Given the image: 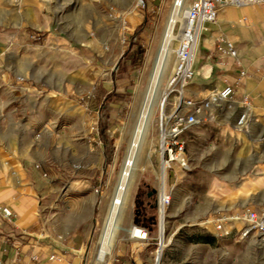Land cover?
I'll return each instance as SVG.
<instances>
[{
	"label": "rangeland",
	"instance_id": "rangeland-1",
	"mask_svg": "<svg viewBox=\"0 0 264 264\" xmlns=\"http://www.w3.org/2000/svg\"><path fill=\"white\" fill-rule=\"evenodd\" d=\"M32 1L37 5L30 16H25L13 0H0V167L5 168V162L11 164L10 154L18 152L39 162L37 184L43 188L38 197L44 214L50 211L45 205L56 198L93 200V214L82 227L86 234L83 264H92L90 253L103 225L101 210L126 153V131L134 125V95L147 87L152 58L173 0H142L143 7L138 0ZM191 2L185 0L183 5L187 8ZM131 13L142 18V24L133 31L128 30ZM44 19L49 22L46 35L53 38L35 45L28 34ZM115 42L122 50L113 67V74L117 70L116 84L111 69L99 60H104ZM177 46L176 40L173 51ZM148 56L151 61L146 64ZM173 62L174 53L161 76L162 97L166 96L164 113L177 103L165 88ZM78 72L82 81L72 78ZM17 76L36 91H17L23 88L16 83ZM110 76L113 82L108 93L101 87ZM189 87L200 91L196 85ZM209 92L195 97L205 98ZM186 96L194 98L189 93ZM161 110L159 103L152 106L154 130L144 141L132 185H137L136 195L133 199L128 196L122 216L126 228L140 223L142 215L150 219L146 222L151 227L149 243L141 245L122 234L113 237L110 246L114 252L107 264H114L120 258L117 250L122 249L133 251V257L126 258L129 264L154 263L161 220L157 212V126ZM256 127L249 125V137L237 128L230 133V140H208L200 151L187 155L190 170L168 182L171 200L162 219L160 264H264V248L255 241L232 237V244L226 246L222 241L226 238L199 226L218 214L264 209V188L261 192L258 189L264 180V140L254 137ZM149 139L153 141L150 151ZM168 178L172 179V173Z\"/></svg>",
	"mask_w": 264,
	"mask_h": 264
},
{
	"label": "crops",
	"instance_id": "crops-1",
	"mask_svg": "<svg viewBox=\"0 0 264 264\" xmlns=\"http://www.w3.org/2000/svg\"><path fill=\"white\" fill-rule=\"evenodd\" d=\"M13 2L16 3L19 12L25 16H30L33 6L37 5L32 0H13ZM131 18L132 22H129L128 30L133 31L142 24V18L135 13H131ZM48 24L47 19H44L40 26L35 24L38 28H32L33 31L28 34L33 40L32 43L41 45L45 38L46 43L52 40V35H46ZM130 36L132 37L133 34ZM220 36L233 42L238 53L237 59L219 54L216 41ZM121 57L122 50L117 48L115 42L104 60H99L106 68L111 69L112 75L113 67ZM192 65L193 78L190 86L196 85L200 91L189 87L187 93L196 98L201 96L200 93L231 86L235 91V99L240 100L243 96L250 99L252 108L250 124L254 123L258 128L253 132L254 137L264 140V4L247 7L225 6L219 12L216 24L207 26V32L205 31L200 37ZM116 72L117 70L113 74L115 84ZM72 78L82 81L79 72ZM112 82L110 76L109 80L103 81L101 89L110 93L108 89L112 88ZM28 83L26 81L23 88L16 90L22 92L26 89L25 93L32 89L36 91V88ZM236 129L235 116L227 112H212L207 122L185 133V139L188 135L191 137L189 140L186 139V155H192L195 150L200 151L201 146L208 140L223 142L230 140L232 138L230 133ZM248 134H245L246 137H249ZM10 159L11 164L7 162V165L4 164L5 168L0 167V205L9 207L14 218L10 222L0 219V262L83 264L86 234L82 227L93 214V200L89 197H82L81 200L56 198L50 201L49 206L45 205L50 207V211L44 214L38 197V191L43 186H38L39 174L33 169V164L39 162L19 152L11 153ZM188 160L190 161V158ZM177 179L172 177L168 182ZM261 184L258 188L260 192L264 188V180ZM136 189L135 184L131 188L129 199H133L136 195ZM51 207H54V213ZM137 214L140 215V212ZM149 220L142 215L141 222L135 224L151 230L150 225L146 223ZM222 241L226 246L232 244L230 238ZM259 247L264 248V244H259ZM225 251L228 255V248ZM117 252V257L120 258L116 259L114 264H129L126 258L133 257V251L124 252L122 249Z\"/></svg>",
	"mask_w": 264,
	"mask_h": 264
},
{
	"label": "built area",
	"instance_id": "built-area-1",
	"mask_svg": "<svg viewBox=\"0 0 264 264\" xmlns=\"http://www.w3.org/2000/svg\"><path fill=\"white\" fill-rule=\"evenodd\" d=\"M44 1V0H43ZM138 5L143 7L142 0ZM264 4V0H192L187 8L185 24L181 29L178 46L174 52L175 62L166 81V93L174 96L177 103L172 110L164 113L161 110L157 126V154L159 157V174L157 190V212L160 219L170 204V193L167 190L168 174L178 178L187 173L190 168L186 155L185 133L191 128L207 122L212 112H227L236 118V127L243 133H248L252 120L251 102L246 96L235 99V91L231 86L213 89L205 98L187 97L186 93L193 78L192 63L196 48L207 26L215 24L219 12L225 6L247 7ZM216 49L220 55L233 59L238 53L233 42L224 36L216 41ZM16 83L25 84L21 76L16 77ZM26 91V89H25ZM7 165V162L4 163ZM34 170L40 169L39 163L33 164ZM14 175V174H13ZM14 218L12 210L0 205V219L11 221ZM204 230L214 232L220 238H236L238 240L255 241L264 244V209L245 208L237 212L218 214L204 219L199 223ZM133 235L130 241L145 245L149 243V230L137 224H131ZM159 235V226H158ZM156 251L159 250L158 238ZM156 255L154 258L155 264ZM0 264H5L0 262Z\"/></svg>",
	"mask_w": 264,
	"mask_h": 264
},
{
	"label": "bare ground",
	"instance_id": "bare-ground-1",
	"mask_svg": "<svg viewBox=\"0 0 264 264\" xmlns=\"http://www.w3.org/2000/svg\"><path fill=\"white\" fill-rule=\"evenodd\" d=\"M44 1L53 2L57 0ZM184 2L185 0H173L166 26H164L165 29L163 28V34H161L162 36L156 50L157 54L155 53L154 58H152L154 60L153 70L148 78L147 87L144 91L138 90L135 92L133 103L134 125L131 127L132 129L129 128L126 131V134L129 136L126 153L113 185L112 192L107 199L108 202L104 204V209L102 208L101 210L104 211L101 213L103 225L96 247H94L95 250L90 253V259L93 261L92 264H107L110 262L113 255L110 240L113 237H119L122 234L128 239L133 238L131 227L126 228L124 226L122 223V216H124L127 209L126 204L128 203L130 189L135 183L134 181L136 178V172L138 171V164L143 155L144 141L147 136L150 138V133L154 130L152 125V106L159 103L161 109H164L166 96L162 97L164 92L161 90V76L164 75V72L170 65V55L175 52L172 48L173 43L176 40L177 42L179 41L181 29L185 24V16L188 7L186 8L183 5ZM150 61L151 56H148L146 64ZM151 139H149L148 142L149 151L153 146V141ZM146 157H148L147 154L145 155V158ZM160 217L161 220L158 235L159 250L155 251V264H160L162 249L164 247L163 215Z\"/></svg>",
	"mask_w": 264,
	"mask_h": 264
}]
</instances>
